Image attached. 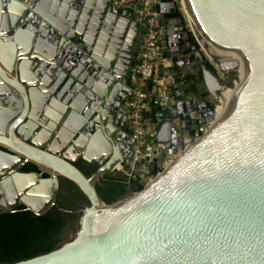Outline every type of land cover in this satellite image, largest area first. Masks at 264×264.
I'll list each match as a JSON object with an SVG mask.
<instances>
[{"label":"water","instance_id":"water-1","mask_svg":"<svg viewBox=\"0 0 264 264\" xmlns=\"http://www.w3.org/2000/svg\"><path fill=\"white\" fill-rule=\"evenodd\" d=\"M175 2L198 48L189 44L193 61H170L172 101L156 102L149 118L161 157L181 151L138 188L104 202L96 185L125 145L119 99L138 23L109 0H0V213L22 204L44 214L59 177L87 200L67 238L0 264H264V0ZM165 7L174 9L166 2L161 12ZM173 22L167 35L180 50L183 36ZM186 64L200 70L213 102L227 106L223 118L215 103L181 90ZM3 136H15L33 159L7 147ZM78 159L96 169L85 175ZM27 164L35 171H23ZM95 200L105 209L96 210Z\"/></svg>","mask_w":264,"mask_h":264},{"label":"built area","instance_id":"built-area-1","mask_svg":"<svg viewBox=\"0 0 264 264\" xmlns=\"http://www.w3.org/2000/svg\"><path fill=\"white\" fill-rule=\"evenodd\" d=\"M166 2L109 0L111 9L129 8L141 31L127 74L129 84L119 99V107L125 117L126 138L120 161L112 170L127 185V192L134 190L132 186H141L167 166L166 158L161 157V151L151 137L154 122L144 116L151 99L160 105L172 101L169 89L172 78L168 65L172 60L171 54L179 49L177 40H169L167 35V32L174 33V23L163 17V14L169 13V7H165V12L160 10L162 3ZM73 46L83 52L80 42ZM180 151L175 150V155Z\"/></svg>","mask_w":264,"mask_h":264},{"label":"trees","instance_id":"trees-1","mask_svg":"<svg viewBox=\"0 0 264 264\" xmlns=\"http://www.w3.org/2000/svg\"><path fill=\"white\" fill-rule=\"evenodd\" d=\"M172 2L174 9L172 12L163 14L165 19H173L179 25L180 32L183 36L181 49L178 51L182 57L188 56L190 61H193V55L189 49V44L194 43L195 39L191 32L186 28L185 21L178 4L175 0H162ZM203 57V56H202ZM173 60L176 58L173 57ZM203 64L210 70L214 71L213 66L209 61L204 59ZM196 68V66L194 65ZM197 69V68H196ZM202 77L200 70H194L193 73L186 72L184 82L181 85V90L185 94L193 95L198 98H204L207 92L201 87ZM231 86V83H229ZM156 102L151 99L149 101V109L145 111L144 116L150 117L156 111ZM85 163L77 160V166L85 175L92 173L96 167L88 165L89 168L85 170ZM23 171H35L33 165L27 164L22 168ZM45 176V175H44ZM60 183L67 181V179L60 177ZM72 188H74L81 201H86L77 187L70 181H67ZM139 186H132L136 189ZM127 185L122 181L120 176L116 174H104L99 183L96 185V191L104 202L112 201L121 195L127 193ZM62 221L60 213L55 207L49 209L42 215H37L20 204L17 205L12 212L0 213V262L10 263L21 259H26L31 256L47 252L58 241L65 237L62 231Z\"/></svg>","mask_w":264,"mask_h":264},{"label":"flooded vegetation","instance_id":"flooded-vegetation-1","mask_svg":"<svg viewBox=\"0 0 264 264\" xmlns=\"http://www.w3.org/2000/svg\"><path fill=\"white\" fill-rule=\"evenodd\" d=\"M184 67H186V66L184 65ZM198 100H204V98H198ZM78 160H80V159H78ZM80 161H82V160H80ZM83 162L85 163L84 168H85V170H87L89 168L88 165L90 163H87L85 161H83ZM90 165H93V164H90ZM93 166L96 167L95 165H93ZM67 181H69V180H67ZM67 181H62L60 183V179H59V184H58L57 192L55 195V203H54V205L50 206V208H49V209H51V208L55 207V209L60 213V219L63 220L61 229L65 234H66L67 230L70 229L76 222L78 215L75 214V211H77L79 208H81L87 204L85 201H81L79 199L76 190L74 188H72L70 186V184H68ZM65 237H66V235H65Z\"/></svg>","mask_w":264,"mask_h":264},{"label":"bare ground","instance_id":"bare-ground-1","mask_svg":"<svg viewBox=\"0 0 264 264\" xmlns=\"http://www.w3.org/2000/svg\"><path fill=\"white\" fill-rule=\"evenodd\" d=\"M30 17H32V16H28V17H27L28 20H27L26 23H28L29 26L34 27V28L40 30V25L37 24V23H35L36 20H35L34 23H32V22H31V19H33V18H30ZM46 30H47V29L45 28V31H46ZM41 31L44 32V27L42 28ZM37 61L41 62L42 65L44 64V61H43L42 59H38ZM70 62H71V61H70ZM227 111H228L227 106L223 105L222 110H220V112L218 113V119L223 118V117L225 116V114L227 113ZM12 137H13L12 140H10L9 138H7V136H6V137L3 136L4 139H8V140L10 141V143H7L6 146L9 147V148L12 149V150H15L16 152H18V154L25 155L27 158H32V159H33V156H32V157H29V153H30V151H27V150H26L27 154H25L23 151H21V150L15 145V143H17V144L20 143V140H18L15 136H12ZM0 138H2V136H0ZM27 149H28V148H27ZM174 155H175V153L173 152V154H171L169 157L166 158L167 165L169 164V163H168L169 160H172V159H173ZM173 164H174V163H173ZM173 164H171V165L169 166V168L167 169V171H166L165 173L163 172L164 174L160 175L159 177H160V178L163 177V175H165V174H166V173L172 168ZM46 169H48L53 175H54V174H60V171H59V170H55V171H54L52 168H46ZM159 172H160V171H159ZM62 173L66 174L63 170H62ZM159 177H158V178H159ZM148 186H149V185H148ZM44 199H47V198L42 197V200H44ZM25 200H26L27 203H29V204H33L34 206H37V202H35L32 198L26 197ZM44 202H45V201H42V202H41V205H43ZM94 205H95V209H96V210H99V209H105L104 206H103V204L100 203V202L97 201V200L94 201Z\"/></svg>","mask_w":264,"mask_h":264},{"label":"rangeland","instance_id":"rangeland-1","mask_svg":"<svg viewBox=\"0 0 264 264\" xmlns=\"http://www.w3.org/2000/svg\"><path fill=\"white\" fill-rule=\"evenodd\" d=\"M171 22H173V19H169ZM174 23V22H173ZM171 56H173V57H175L176 59H175V61L176 60H178V59H182V58H184V57H182L183 55H181L180 53H176V54H171ZM172 57V58H173ZM173 60V59H172ZM172 62V61H171ZM173 63V62H172ZM186 67H183V69L182 70H184L185 72H191V73H193V70H192V67L189 65V64H187V65H185ZM203 89H204V87H202ZM205 90V89H204ZM195 98H197L198 99V97H195ZM204 100H206L210 105H212V104H216L217 105V113H219L220 112V110H222V108H223V105H221V106H219V103H217V102H213V100H212V97L210 96V95H208V94H206V96L204 97ZM107 173H110V174H114L113 172H107ZM104 174H106V173H103L102 174V176L104 175ZM101 176V177H102ZM101 179V178H100ZM69 229L67 230V232H66V238L68 237V233H69Z\"/></svg>","mask_w":264,"mask_h":264}]
</instances>
